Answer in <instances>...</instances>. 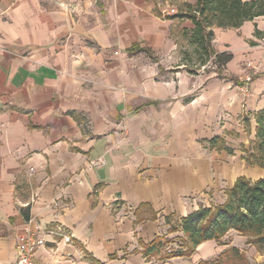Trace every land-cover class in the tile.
<instances>
[{
	"label": "crops",
	"instance_id": "obj_1",
	"mask_svg": "<svg viewBox=\"0 0 264 264\" xmlns=\"http://www.w3.org/2000/svg\"><path fill=\"white\" fill-rule=\"evenodd\" d=\"M192 29L152 0H0V264H15L30 219L41 228L40 264L256 255L234 231L189 257L165 255L183 237L171 226L224 203L245 177L237 147L255 141L264 108V18L211 29L214 52L231 55L221 74L184 70L195 53L179 44ZM247 63L256 71L243 98ZM214 137L232 153L210 150ZM156 238L173 240L145 256Z\"/></svg>",
	"mask_w": 264,
	"mask_h": 264
},
{
	"label": "trees",
	"instance_id": "obj_2",
	"mask_svg": "<svg viewBox=\"0 0 264 264\" xmlns=\"http://www.w3.org/2000/svg\"><path fill=\"white\" fill-rule=\"evenodd\" d=\"M187 12L179 13L174 18H187L193 29L189 43L194 47V53L200 56V66H204L211 58L213 64L221 73L225 65L231 60L227 53L216 54L211 46L213 27L219 29H237L245 22L257 18H264V0H195L194 5L187 4ZM254 35L261 38L263 35L255 30ZM147 51L139 46H133L128 52ZM239 85V84H238ZM255 145L258 152L264 151V108L255 115ZM208 148L225 150L223 140L214 137L208 141ZM264 169V162L257 163ZM224 203L199 208L185 218L178 220L170 231L180 230L183 233L184 250L175 251L167 258L189 257L196 247L203 242L219 241L230 231L248 237L247 243L258 251L264 250V177L257 181H250L244 177L236 179L232 188L225 192ZM163 247V241L156 238L149 245L144 246V255L158 253ZM237 254L230 249L220 260L228 264V260Z\"/></svg>",
	"mask_w": 264,
	"mask_h": 264
},
{
	"label": "rangeland",
	"instance_id": "obj_3",
	"mask_svg": "<svg viewBox=\"0 0 264 264\" xmlns=\"http://www.w3.org/2000/svg\"><path fill=\"white\" fill-rule=\"evenodd\" d=\"M154 6L156 7L157 11L160 12L161 16H163L164 19L166 20H184L187 18H174L175 15L179 13H186L187 12V4L194 5L195 0H152ZM215 28V27H213ZM180 48L181 51L188 52L190 51L191 53L194 51V47L188 44L186 40L183 38L180 40ZM184 60L189 63V65H186L187 68L184 70H190V71H198L200 70V56L195 54L194 56L191 55L190 58L186 56ZM205 68H208L206 72H214L218 74V68L216 65L213 64L212 58L206 62ZM256 71V70H255ZM255 73V72H254ZM221 74V73H219ZM254 75V74H253ZM245 122V121H244ZM248 124L246 123V133L248 134ZM234 137V136H233ZM224 142V141H223ZM225 144V142H224ZM238 151L242 153V159L245 162V170L242 173L244 178H249L251 180L259 177L262 175L263 168H261L257 163L259 161L264 162V151L263 152H258L256 149L255 141H249V138H246L244 144H240L238 147ZM235 148V150L237 149ZM233 150H231L232 152ZM263 169V170H261ZM246 178V179H247ZM232 233L234 236H238L239 238H244L246 239V245H249L247 243L248 237L242 236L240 234ZM173 239H164L163 241V247L165 248L170 242H172ZM183 241L184 238L182 237L180 240H174L175 244L174 246L170 247L166 252L165 255H169L175 251H181L184 250L183 246ZM162 247V248H163ZM232 249V248H230ZM236 250L237 254L228 260V264H264V250L258 251L256 250V255L252 256L249 253L244 254L240 253L239 250Z\"/></svg>",
	"mask_w": 264,
	"mask_h": 264
},
{
	"label": "built area",
	"instance_id": "obj_4",
	"mask_svg": "<svg viewBox=\"0 0 264 264\" xmlns=\"http://www.w3.org/2000/svg\"><path fill=\"white\" fill-rule=\"evenodd\" d=\"M243 69L244 72L239 79V85L236 87V89L243 98H246L249 95L250 83L256 69L250 63H247ZM28 224L31 226L30 229L21 234L17 239V244L15 247V264H40L35 259V253L42 245V240L39 238L41 228L40 225L33 219H30Z\"/></svg>",
	"mask_w": 264,
	"mask_h": 264
}]
</instances>
